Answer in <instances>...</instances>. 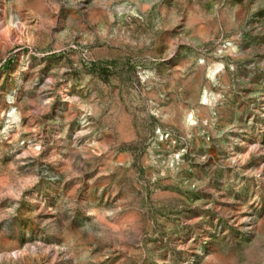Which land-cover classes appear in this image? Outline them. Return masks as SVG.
I'll return each instance as SVG.
<instances>
[{"label": "rangeland", "instance_id": "obj_1", "mask_svg": "<svg viewBox=\"0 0 264 264\" xmlns=\"http://www.w3.org/2000/svg\"><path fill=\"white\" fill-rule=\"evenodd\" d=\"M0 264H264V0H0Z\"/></svg>", "mask_w": 264, "mask_h": 264}]
</instances>
